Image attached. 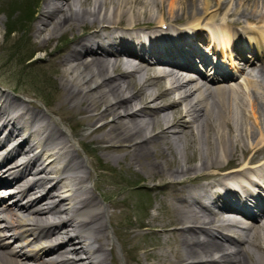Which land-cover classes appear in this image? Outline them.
Instances as JSON below:
<instances>
[{
	"label": "bare ground",
	"instance_id": "bare-ground-1",
	"mask_svg": "<svg viewBox=\"0 0 264 264\" xmlns=\"http://www.w3.org/2000/svg\"><path fill=\"white\" fill-rule=\"evenodd\" d=\"M232 2L22 0L34 17L25 59L44 54L59 80L52 112L78 144L147 172L135 183H151L155 213L136 226L150 237L124 264H264V86L229 82L235 57L264 77V0H237L231 14ZM205 47L230 49L232 67L209 65ZM33 105L0 87V264H115L108 226L123 243L136 234L112 226L86 185L97 169Z\"/></svg>",
	"mask_w": 264,
	"mask_h": 264
},
{
	"label": "rangeland",
	"instance_id": "rangeland-1",
	"mask_svg": "<svg viewBox=\"0 0 264 264\" xmlns=\"http://www.w3.org/2000/svg\"><path fill=\"white\" fill-rule=\"evenodd\" d=\"M9 1L11 2L12 0H0V45H2L0 48V87L9 94L15 93V95L24 100L32 101L34 104L33 109L37 107V109H42L47 114L48 111H51L49 115L51 121L60 125L66 135L71 134L70 137L73 149L87 162V165L91 164L94 169H97L96 172L92 173L91 178L87 179L88 182L86 185L90 189L95 187L96 192L94 193L97 194L96 196H98L99 199H102V204L108 209L112 208V210H114L112 226L116 225L119 232L132 231L136 234L132 239L123 243L120 237L116 240L113 228L108 226L109 235L112 237L111 243L113 244L115 264H124V260L133 263L135 262L133 245L148 242L150 237L148 229H141L136 225L137 223L139 224L140 222L149 220L146 214L155 213L154 209H152V198L145 190L147 187L151 186V183L148 182L146 187L135 183L138 182V178L145 180L143 175L147 172L138 165L129 164L127 159L120 160L118 163L113 160L105 159L103 157L104 151L96 150L95 144H78L76 142V139L72 137L73 127L71 126L69 130L61 121L62 116L52 112L55 104V96L59 89V80L53 67L41 65L46 58L44 54H37L41 56L40 58L42 59L37 60L35 63H29L30 61L28 62L27 59H25V54L28 53V42L34 38L30 36L28 30L34 20V17L30 20L33 16H31L32 9L30 10L28 5V8L24 6L22 0H14L15 5L11 4L9 9H5L4 7H8L7 4ZM234 3H237V0H233L232 3L226 4L225 11L231 14L235 12L236 5ZM248 5L249 2L241 3V6L238 7V10L236 9V12L243 11L245 8L249 9L250 6ZM162 7V14L167 15L166 4L163 3ZM254 9L257 14L258 12L263 14L264 4L257 2ZM222 13L223 12L217 14L216 21H219L218 19H220L219 17ZM36 15L37 12L34 16L36 17ZM235 18V16L231 18L226 17V20L232 22L233 20L231 19ZM7 19H9V23ZM9 26H12L14 31L8 32L7 29ZM241 26H253L254 28L262 27L260 24H252L250 22H244ZM8 37H10V41L7 40ZM67 37H69V35H67ZM59 43L61 44L62 41L59 40L58 45H60ZM250 78L255 79L254 81L257 84L255 89L260 85L264 86V77L262 75L254 73ZM242 91H245L244 93L247 99L250 98V88L243 87ZM102 121L110 122V117H106ZM98 123L99 121L97 124ZM252 126L251 119H247L246 127L250 132L255 133L256 129ZM80 132L83 134L86 130H81ZM97 173L99 174L97 175ZM77 174L84 173L78 172ZM66 177H68V175ZM103 182L106 184L101 185ZM110 199L121 200V204L112 207ZM20 228L21 227H16L17 230ZM14 246L16 245L14 244ZM139 250L140 249L137 250L136 254L137 257L142 260L143 254H141Z\"/></svg>",
	"mask_w": 264,
	"mask_h": 264
}]
</instances>
